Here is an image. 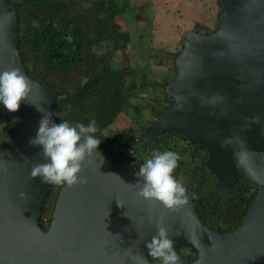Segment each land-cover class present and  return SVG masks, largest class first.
Returning <instances> with one entry per match:
<instances>
[{
    "label": "water",
    "instance_id": "95a60500",
    "mask_svg": "<svg viewBox=\"0 0 264 264\" xmlns=\"http://www.w3.org/2000/svg\"><path fill=\"white\" fill-rule=\"evenodd\" d=\"M28 1L0 0V72L19 67L33 85L17 111L0 102V118L11 121L8 144L0 152V264H134L126 257L130 248L147 264H162L150 260L146 246L158 221L169 230L181 264H264V0H222L221 24L213 34H185L177 76L167 86L175 104L144 131L150 139L177 131L206 147L208 170L222 185L239 178L258 184L243 223L230 233L206 225L188 195L177 211L143 199L130 186L143 178L129 159L99 147L79 174L87 183L64 185L49 229L42 227L52 184L31 179L32 164L46 162L42 149L29 144L43 115L33 104L52 113L58 124L53 113L58 95L28 75L19 50L18 9ZM225 138L243 143L222 148ZM241 148L249 153L254 175L236 167L233 153ZM192 232L200 247L190 242ZM178 247L191 248L198 258L179 253Z\"/></svg>",
    "mask_w": 264,
    "mask_h": 264
},
{
    "label": "trees",
    "instance_id": "16d2710c",
    "mask_svg": "<svg viewBox=\"0 0 264 264\" xmlns=\"http://www.w3.org/2000/svg\"><path fill=\"white\" fill-rule=\"evenodd\" d=\"M218 3L215 27L204 28L197 23L196 31L211 35L220 27L222 0ZM151 5L150 1L141 7ZM134 8L137 7L132 0H29L22 4L18 9L19 50L28 75L57 93L53 113L58 123L96 122L94 135L101 141L99 148L107 150L112 141L122 142L126 138L128 153L134 154L127 157L138 159V167L154 152L178 153L180 159L173 175L183 181L186 194L194 201L202 221L222 233L233 232L243 223L258 192V184L239 178L234 184L222 185L208 170L207 148L189 143L180 132L168 131L156 139L144 135L145 129L175 104L168 98L167 86L177 76L176 59L183 48L167 53L173 59L175 74L163 84L162 95L140 96L141 89L155 88L158 82L149 78L144 69L132 64H115L116 54L128 47L132 35L119 19ZM122 114H133L131 128L135 133L112 130ZM10 125V120L0 118V152L8 144L6 130ZM64 185L52 184L45 198L41 217L45 230L50 227ZM177 250L194 259L199 255L189 247ZM150 260L161 262L151 256Z\"/></svg>",
    "mask_w": 264,
    "mask_h": 264
},
{
    "label": "clouds",
    "instance_id": "9594fccd",
    "mask_svg": "<svg viewBox=\"0 0 264 264\" xmlns=\"http://www.w3.org/2000/svg\"><path fill=\"white\" fill-rule=\"evenodd\" d=\"M32 90L31 81L19 67H10L0 72V102L8 111H17L22 100L28 101ZM33 105L43 115L38 122L37 134L35 138H30L29 144L42 149L41 154L46 162L32 164L31 179L40 177L45 184H65L67 187L86 184L87 179L79 174L86 158L93 154L101 142L94 135L97 132L96 122L93 120L87 125H70L64 121L57 124L50 119L52 113L42 106ZM242 143L239 138H225L221 147ZM233 155L237 169L254 175L248 168L249 153L246 150H234ZM179 159V154L173 151L154 152L136 173L143 178V182L138 180L134 186H130L135 187L137 194L145 200L158 201L170 211L179 210L188 203L183 181L173 175ZM27 195L25 192L19 193L22 199ZM156 228L157 234L146 245L150 256L159 259L162 264H181L173 248V241L168 238L169 230L163 226L162 221L156 223ZM188 238L193 245L200 247L194 232L189 233ZM126 257H131L134 264H147V260L138 254L134 255L131 248L126 251Z\"/></svg>",
    "mask_w": 264,
    "mask_h": 264
},
{
    "label": "rangeland",
    "instance_id": "374dc122",
    "mask_svg": "<svg viewBox=\"0 0 264 264\" xmlns=\"http://www.w3.org/2000/svg\"><path fill=\"white\" fill-rule=\"evenodd\" d=\"M150 1L151 6H145V9L141 7ZM132 4L137 8L129 9L119 19L121 25L131 32V41L126 49L116 54L115 64H132L144 69L148 77L157 81L158 85L155 88H143L138 93L151 98L161 96L163 84L175 74L173 59L167 53L180 51L185 34L195 30L197 23L204 25V28L215 27L219 3L218 0H132ZM132 117L133 114H122L112 130L135 133L131 128L134 127ZM125 141L126 138L123 143L112 141L107 150L127 157L129 148L124 144ZM137 160H129L136 172L139 170Z\"/></svg>",
    "mask_w": 264,
    "mask_h": 264
},
{
    "label": "built area",
    "instance_id": "2783aa9c",
    "mask_svg": "<svg viewBox=\"0 0 264 264\" xmlns=\"http://www.w3.org/2000/svg\"><path fill=\"white\" fill-rule=\"evenodd\" d=\"M130 165H131V162H130ZM133 166V164L131 165V167ZM134 169V167H132Z\"/></svg>",
    "mask_w": 264,
    "mask_h": 264
}]
</instances>
